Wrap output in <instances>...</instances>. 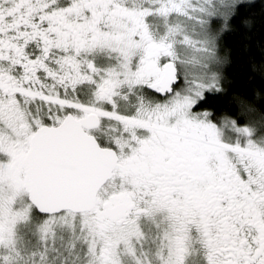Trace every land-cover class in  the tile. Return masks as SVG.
Segmentation results:
<instances>
[{
  "label": "snow or ice",
  "instance_id": "1",
  "mask_svg": "<svg viewBox=\"0 0 264 264\" xmlns=\"http://www.w3.org/2000/svg\"><path fill=\"white\" fill-rule=\"evenodd\" d=\"M255 3L0 0V264H264Z\"/></svg>",
  "mask_w": 264,
  "mask_h": 264
},
{
  "label": "trees",
  "instance_id": "2",
  "mask_svg": "<svg viewBox=\"0 0 264 264\" xmlns=\"http://www.w3.org/2000/svg\"><path fill=\"white\" fill-rule=\"evenodd\" d=\"M251 15L253 23L247 27L242 23L237 25V32L225 37V44L233 49V64L229 68L230 72H235L237 77L236 87H243L248 84L247 77L252 76L251 85L260 86L264 84L259 73L252 71V64L255 63L257 68L264 62V13L261 11V2L251 5L244 13ZM249 45V50H244V45ZM251 57V60L249 59ZM250 86V85H249ZM260 96H264V88L258 89ZM239 96V94H237ZM236 109L233 108V112ZM223 115L230 117L231 113ZM241 122L243 118L241 117Z\"/></svg>",
  "mask_w": 264,
  "mask_h": 264
}]
</instances>
